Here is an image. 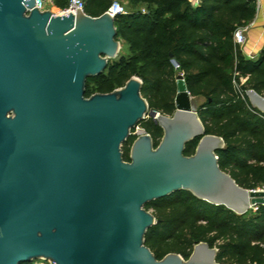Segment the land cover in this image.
Instances as JSON below:
<instances>
[{
  "label": "water",
  "instance_id": "water-1",
  "mask_svg": "<svg viewBox=\"0 0 264 264\" xmlns=\"http://www.w3.org/2000/svg\"><path fill=\"white\" fill-rule=\"evenodd\" d=\"M34 5L0 0V264H218L205 242L187 259H156L144 244L156 223L144 206L180 190L236 214L264 205V190L219 168L223 140L205 133L181 72L171 116L149 109L136 76L85 97L86 80L119 53L114 16ZM245 95L264 115V96ZM148 117L162 129L159 143L137 135L124 161L122 143Z\"/></svg>",
  "mask_w": 264,
  "mask_h": 264
},
{
  "label": "trees",
  "instance_id": "trees-1",
  "mask_svg": "<svg viewBox=\"0 0 264 264\" xmlns=\"http://www.w3.org/2000/svg\"><path fill=\"white\" fill-rule=\"evenodd\" d=\"M83 12L97 17L111 0H84ZM68 0H53L65 8ZM130 8L114 17L117 60L109 61L97 77L88 78L85 97L109 93L136 76L149 109L171 116L175 110L176 74L181 72L206 134L219 136V168L237 185L254 189L264 185V115L251 107L245 91L264 96V47L254 58L245 57L233 39L237 28L255 16V0H128ZM140 5H144L141 11ZM125 48V54L120 50ZM177 64L175 68L172 64ZM139 126L157 146L162 129L151 119ZM133 131V130H132ZM132 134L121 148L129 161ZM198 138L185 144L193 154ZM156 223L144 235V244L156 259L177 253L187 259L193 246L205 242L216 248L218 264H264V205L236 214L180 190L147 203ZM30 263L21 264H33Z\"/></svg>",
  "mask_w": 264,
  "mask_h": 264
},
{
  "label": "built area",
  "instance_id": "built-area-1",
  "mask_svg": "<svg viewBox=\"0 0 264 264\" xmlns=\"http://www.w3.org/2000/svg\"><path fill=\"white\" fill-rule=\"evenodd\" d=\"M34 3H35L34 7L37 8L38 10L43 11V10L49 9L52 12V10L49 8V5L53 4V0H34ZM47 6H48V8H47ZM84 6H85L84 0H68L65 8L58 9L56 12H52V13L59 15V16L64 15L66 13H75L76 9L83 11ZM105 12L109 13L111 16H114V17L117 15H120V14H125V10L120 5V3H118L117 1H112ZM233 39H234L235 44H237L238 46L242 45L245 41L243 29L237 28L233 33ZM249 58L252 59L254 57L249 56ZM172 64L175 68L178 67L174 61H172ZM134 129H135V132L138 131L139 126H136ZM135 132L133 130L131 132V134L132 133L134 134ZM141 133H145V132L142 130ZM141 133H139V134H141ZM139 134H137V135H139ZM257 190H261V189L257 188ZM262 190H264V189H262ZM252 209L256 210V206L252 207ZM39 261L41 262L40 264H55L54 262H52L50 260H39ZM39 261L38 260L34 261V264H38L37 262H39Z\"/></svg>",
  "mask_w": 264,
  "mask_h": 264
},
{
  "label": "crops",
  "instance_id": "crops-1",
  "mask_svg": "<svg viewBox=\"0 0 264 264\" xmlns=\"http://www.w3.org/2000/svg\"><path fill=\"white\" fill-rule=\"evenodd\" d=\"M255 3L256 11L253 20L241 28L245 41L238 47L245 57L257 56L264 47V0H255Z\"/></svg>",
  "mask_w": 264,
  "mask_h": 264
},
{
  "label": "rangeland",
  "instance_id": "rangeland-1",
  "mask_svg": "<svg viewBox=\"0 0 264 264\" xmlns=\"http://www.w3.org/2000/svg\"><path fill=\"white\" fill-rule=\"evenodd\" d=\"M112 1H117L118 3H120V5L123 7L124 10H128L130 8V3L128 2V0H111V2ZM47 8H48V6H47ZM49 8L52 10V12H55V11H57L59 9L54 4L49 5ZM139 8L141 9V11H143L144 10V5H140ZM121 53L125 54V48H123L122 50H120V54ZM118 55H119V53H118ZM118 55H117V57L114 60H117ZM191 98H194V97H191L190 96V99ZM194 100L196 101V106L203 102V99L202 98H194ZM134 132H135V129H134ZM141 132H142V129L139 127L138 131H136L134 134L132 133V136H136L137 134H139ZM124 146L125 145H124V142H123L121 148H123ZM126 146L130 147V144L129 145L126 144ZM257 188L262 190V189H264V185H259V186L255 187L254 189H257ZM163 198H166V197H163ZM147 211H149L150 213H152V210L151 209H149ZM37 263L40 264L41 262L39 261ZM33 264H34V262H33Z\"/></svg>",
  "mask_w": 264,
  "mask_h": 264
},
{
  "label": "bare ground",
  "instance_id": "bare-ground-1",
  "mask_svg": "<svg viewBox=\"0 0 264 264\" xmlns=\"http://www.w3.org/2000/svg\"><path fill=\"white\" fill-rule=\"evenodd\" d=\"M179 101L182 102V103H185V104L187 103V98H186L185 93H184L183 90L179 91Z\"/></svg>",
  "mask_w": 264,
  "mask_h": 264
}]
</instances>
